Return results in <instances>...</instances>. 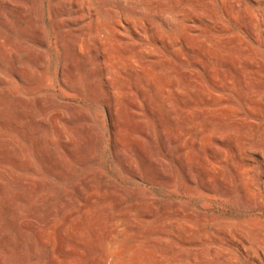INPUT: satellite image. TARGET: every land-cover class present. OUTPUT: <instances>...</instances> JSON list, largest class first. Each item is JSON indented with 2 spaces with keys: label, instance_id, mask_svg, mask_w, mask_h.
<instances>
[{
  "label": "rangeland",
  "instance_id": "1",
  "mask_svg": "<svg viewBox=\"0 0 264 264\" xmlns=\"http://www.w3.org/2000/svg\"><path fill=\"white\" fill-rule=\"evenodd\" d=\"M0 264H264V0H0Z\"/></svg>",
  "mask_w": 264,
  "mask_h": 264
}]
</instances>
